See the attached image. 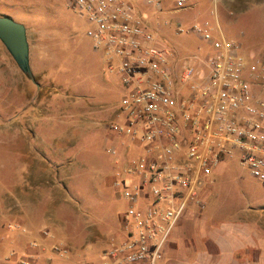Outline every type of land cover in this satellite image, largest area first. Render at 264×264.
Segmentation results:
<instances>
[{
	"label": "rangeland",
	"instance_id": "obj_1",
	"mask_svg": "<svg viewBox=\"0 0 264 264\" xmlns=\"http://www.w3.org/2000/svg\"><path fill=\"white\" fill-rule=\"evenodd\" d=\"M131 1L153 20L154 31L160 29L164 37L160 44L182 53L197 52L200 46L210 48L200 35L176 34L178 20L186 27L195 23L207 26L216 38L223 35L243 43L249 41L243 33L251 31V64L264 70V20L253 19L260 16L259 11L252 13L251 7L244 11L228 10L224 0H188L189 9L155 14L144 0ZM175 1L162 0L164 9L172 10ZM3 15L27 27L33 78L16 61L12 64L13 57L0 40V195L9 193L24 178L23 153L29 133L23 129L30 124L48 131L43 133V139L76 141L68 149L44 150V155L59 158L63 152L64 167L70 173L80 170V181L63 183L65 201L57 214V223L67 229V234L46 249L44 256L48 261L31 256L24 247L11 245V230L18 225L4 220L2 224L0 221V264H22L30 258H34V264H63L74 247L79 254L76 264H108L105 253L113 239L124 234L123 222L130 206L122 190L111 184L113 174L123 168L127 159L141 152L130 146L129 138H120L111 131V124L121 121L119 115H123L127 89L118 75L106 70L104 58L86 34L85 15L72 8L68 0H0V16ZM165 20L170 23L165 25ZM256 91L264 95V84ZM73 127L76 129L70 130ZM112 147L117 148L116 158L110 154ZM120 180L123 187L130 188V182L137 178L126 174ZM204 181L205 212L208 200L214 201L218 195L221 202L228 203L221 206H234L236 213L250 202L252 209L264 208V186L238 155L207 174ZM187 208L199 210L194 204ZM56 245L68 248L69 253H54ZM29 247L42 249L31 242ZM168 260L167 256L165 264L170 263Z\"/></svg>",
	"mask_w": 264,
	"mask_h": 264
},
{
	"label": "built area",
	"instance_id": "obj_2",
	"mask_svg": "<svg viewBox=\"0 0 264 264\" xmlns=\"http://www.w3.org/2000/svg\"><path fill=\"white\" fill-rule=\"evenodd\" d=\"M68 3L85 15L93 48L127 89L121 121L112 123L111 131L141 150L113 175V186L130 206L123 239L105 253L108 264H165L188 205L200 211L206 207L207 174L238 155L264 186V95L256 91L264 84V70L248 63L238 43L223 35L216 38L198 23L186 27L178 20L175 32L200 35L210 49L200 46L197 52L182 53L163 46L160 29L154 31L153 20L131 0ZM144 3L155 14L190 8L188 0H176L169 11L162 0ZM110 154L116 158L117 148ZM126 174L137 178L130 188L120 180ZM53 250L69 253L59 245ZM34 263L30 258L22 264Z\"/></svg>",
	"mask_w": 264,
	"mask_h": 264
},
{
	"label": "crops",
	"instance_id": "obj_3",
	"mask_svg": "<svg viewBox=\"0 0 264 264\" xmlns=\"http://www.w3.org/2000/svg\"><path fill=\"white\" fill-rule=\"evenodd\" d=\"M224 3L228 10L244 11L251 7L252 13L260 12V16L253 19L264 20V0H224ZM243 34L249 37L248 42L231 40L240 45L241 54L251 64L254 57L251 51V31ZM12 64H15L14 58ZM33 115L31 113L29 116L31 123ZM13 129L17 130L16 127ZM23 131L29 133L23 153L24 178L9 193L0 195V221L1 224L7 220L18 225L16 230H11L10 244L17 248L24 247L31 256L40 260L45 258L44 252L55 244L57 238L67 234V229L57 223V214L65 201L63 183L69 180L79 182L80 170L70 173V169L64 167L63 152H60L59 158L44 155V150L68 149L76 141L43 139V133L48 131L38 124H30ZM218 198L219 195L214 201L207 199L209 204L206 212L188 210L183 216L167 249L171 264H264V208L252 209L250 202L248 207L236 213L233 211L234 206H221L228 203ZM224 214H228V217ZM10 223L6 226L9 227ZM45 230L49 232L48 235L44 234ZM124 234L118 240L113 239L112 243L123 239ZM30 242L42 246V249H31ZM78 257V250L74 247L62 263L76 264L79 262Z\"/></svg>",
	"mask_w": 264,
	"mask_h": 264
},
{
	"label": "water",
	"instance_id": "obj_4",
	"mask_svg": "<svg viewBox=\"0 0 264 264\" xmlns=\"http://www.w3.org/2000/svg\"><path fill=\"white\" fill-rule=\"evenodd\" d=\"M0 40L20 69L28 77L33 78L27 27L10 16H0Z\"/></svg>",
	"mask_w": 264,
	"mask_h": 264
}]
</instances>
